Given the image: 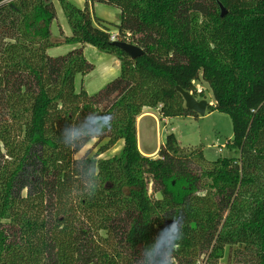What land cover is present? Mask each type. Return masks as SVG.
<instances>
[{
    "label": "trees",
    "instance_id": "obj_1",
    "mask_svg": "<svg viewBox=\"0 0 264 264\" xmlns=\"http://www.w3.org/2000/svg\"><path fill=\"white\" fill-rule=\"evenodd\" d=\"M90 1L119 9L118 40L142 57L67 0L79 46L52 57L55 4L0 0V264H264V0ZM85 46L120 61L95 95ZM199 82L231 117L239 158L208 163L175 134L143 155L138 118H198L176 88L204 100Z\"/></svg>",
    "mask_w": 264,
    "mask_h": 264
},
{
    "label": "rangeland",
    "instance_id": "obj_2",
    "mask_svg": "<svg viewBox=\"0 0 264 264\" xmlns=\"http://www.w3.org/2000/svg\"><path fill=\"white\" fill-rule=\"evenodd\" d=\"M67 1L80 8H85L88 5L93 17L96 16L104 20L105 27L109 28L112 33H117L115 27L111 25L118 22L120 18V11L115 5L111 6L105 3L91 2L90 0ZM51 2L55 4L58 13L52 38V41L56 45L58 44V47L50 50L49 54L52 57H58L69 53L79 45H71L66 42L70 31L62 11L61 3L59 0H51ZM84 55L93 66V71L84 76L81 83L89 95H95L119 77L120 61L116 57L103 53L92 46H85ZM77 84L80 85L79 82ZM197 89L205 93L204 100L209 102L211 106L215 104L214 93L209 85L199 82L197 83ZM199 100H203L201 96ZM207 111L208 113L205 117L199 116L197 118L190 116L166 119L161 116L160 109L145 110L144 114L137 120L139 150L145 153H153L165 144L169 135L175 134L180 147L188 150H202L204 158L208 163L219 159L239 158V152L227 147L234 137L231 117L218 111H211L210 109ZM91 147L92 145L87 146L76 157V160L81 159ZM121 149L122 144H118L110 153L103 154L100 158H112ZM93 151L94 155L98 152L97 149ZM159 151L153 157H147L158 158ZM151 194H154L153 190ZM202 264L206 263L203 262ZM221 264H224V262Z\"/></svg>",
    "mask_w": 264,
    "mask_h": 264
},
{
    "label": "water",
    "instance_id": "obj_3",
    "mask_svg": "<svg viewBox=\"0 0 264 264\" xmlns=\"http://www.w3.org/2000/svg\"><path fill=\"white\" fill-rule=\"evenodd\" d=\"M222 11V17L225 16V8L221 7ZM114 45L119 47L123 52H125L131 59H137L139 57H142L144 52L141 48H139L136 45H131L126 42L122 41H114ZM177 92L180 93L185 101V108L188 111H194L201 117H205L208 113V106L210 105L209 102L206 100H198L192 92H186L181 87H177Z\"/></svg>",
    "mask_w": 264,
    "mask_h": 264
},
{
    "label": "crops",
    "instance_id": "obj_4",
    "mask_svg": "<svg viewBox=\"0 0 264 264\" xmlns=\"http://www.w3.org/2000/svg\"><path fill=\"white\" fill-rule=\"evenodd\" d=\"M141 151H142V150H141ZM158 151H159V149L155 150L153 153H145V152H143V151H142V153H143L144 155H146V156L153 157L154 155L157 154Z\"/></svg>",
    "mask_w": 264,
    "mask_h": 264
},
{
    "label": "built area",
    "instance_id": "obj_5",
    "mask_svg": "<svg viewBox=\"0 0 264 264\" xmlns=\"http://www.w3.org/2000/svg\"><path fill=\"white\" fill-rule=\"evenodd\" d=\"M111 39H112V42H113V41H118V39H119V38H118V34H117V33H113Z\"/></svg>",
    "mask_w": 264,
    "mask_h": 264
}]
</instances>
